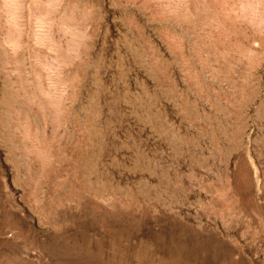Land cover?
<instances>
[{"label":"rangeland","instance_id":"rangeland-1","mask_svg":"<svg viewBox=\"0 0 264 264\" xmlns=\"http://www.w3.org/2000/svg\"><path fill=\"white\" fill-rule=\"evenodd\" d=\"M27 2L0 264H264V0Z\"/></svg>","mask_w":264,"mask_h":264},{"label":"clouds","instance_id":"clouds-1","mask_svg":"<svg viewBox=\"0 0 264 264\" xmlns=\"http://www.w3.org/2000/svg\"><path fill=\"white\" fill-rule=\"evenodd\" d=\"M28 9L27 0H0V21L16 27L23 22Z\"/></svg>","mask_w":264,"mask_h":264},{"label":"bare ground","instance_id":"bare-ground-1","mask_svg":"<svg viewBox=\"0 0 264 264\" xmlns=\"http://www.w3.org/2000/svg\"><path fill=\"white\" fill-rule=\"evenodd\" d=\"M81 142H80V140L78 141V144H80ZM79 146V145H78ZM79 154H80V152L78 151V149H77V145H76V148L73 150V155H74V157H78L79 156ZM80 158V157H79ZM78 160V159H77Z\"/></svg>","mask_w":264,"mask_h":264}]
</instances>
